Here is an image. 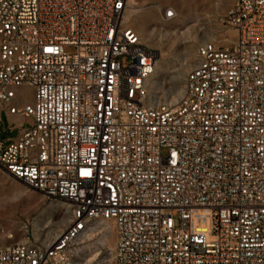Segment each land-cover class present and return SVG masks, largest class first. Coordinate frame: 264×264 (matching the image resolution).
Wrapping results in <instances>:
<instances>
[{
    "label": "built area",
    "instance_id": "1",
    "mask_svg": "<svg viewBox=\"0 0 264 264\" xmlns=\"http://www.w3.org/2000/svg\"><path fill=\"white\" fill-rule=\"evenodd\" d=\"M127 6L0 0V106L30 120L0 139V167L70 206L54 241L0 244V264H80L99 221L114 222L115 264H264V0L235 1V41L198 47L174 103L151 95L156 62Z\"/></svg>",
    "mask_w": 264,
    "mask_h": 264
},
{
    "label": "rangeland",
    "instance_id": "2",
    "mask_svg": "<svg viewBox=\"0 0 264 264\" xmlns=\"http://www.w3.org/2000/svg\"><path fill=\"white\" fill-rule=\"evenodd\" d=\"M235 1L128 0L125 25L140 36L156 62L150 92L157 102L174 103L181 97L200 45L229 46L235 41L236 32L224 23ZM168 8L177 13V18L169 22L162 17ZM66 52L74 54L76 49L68 47ZM122 63L126 67L128 58L124 57ZM33 98L31 88L17 90L22 106L32 103ZM21 124L29 128L30 120L9 115L0 106V139L6 146L19 136ZM69 221L70 206L66 202L28 189L0 167V244H49ZM114 247V222L99 221L73 248L80 264H115Z\"/></svg>",
    "mask_w": 264,
    "mask_h": 264
},
{
    "label": "bare ground",
    "instance_id": "3",
    "mask_svg": "<svg viewBox=\"0 0 264 264\" xmlns=\"http://www.w3.org/2000/svg\"><path fill=\"white\" fill-rule=\"evenodd\" d=\"M127 19V16L125 17V20ZM155 66H156V63H155Z\"/></svg>",
    "mask_w": 264,
    "mask_h": 264
}]
</instances>
